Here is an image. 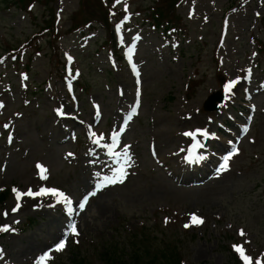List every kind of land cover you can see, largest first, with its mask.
<instances>
[{
  "label": "rangeland",
  "instance_id": "374dc122",
  "mask_svg": "<svg viewBox=\"0 0 264 264\" xmlns=\"http://www.w3.org/2000/svg\"><path fill=\"white\" fill-rule=\"evenodd\" d=\"M239 1L0 0V225L15 229L0 264H243L234 245L264 264V0ZM197 129L202 164L180 172ZM109 148L128 177L82 194L108 178L92 167ZM50 186L87 204L79 218L50 194L12 211L13 189Z\"/></svg>",
  "mask_w": 264,
  "mask_h": 264
},
{
  "label": "bare ground",
  "instance_id": "6f19581e",
  "mask_svg": "<svg viewBox=\"0 0 264 264\" xmlns=\"http://www.w3.org/2000/svg\"><path fill=\"white\" fill-rule=\"evenodd\" d=\"M248 1L249 0H240L238 2L239 5L235 9V12H237V13L238 12H244L245 7L249 3ZM209 18H210V15L209 14H204L202 16V22L203 23L208 22L210 20ZM158 50L161 51V52H164V50H163L162 47H159ZM60 108L62 109V111H65V108L64 107L60 106ZM97 111H98V108L96 107L95 111L91 113V117L90 118L95 119L94 117H95ZM162 118H164V117H162ZM172 121L175 123L174 120H172ZM172 125H173L172 122L168 120V125H167L168 128L173 127ZM203 140H204L203 137H197V138H195V140L192 141V143H194L195 145L187 152V154H185V158H183L182 159V162L179 164V166H182L183 167L180 170L178 169L180 172H183V173L191 172V171H193L195 169V167H197V165L199 163L202 164V159L199 156L201 154H203L202 148L204 146L203 147H200L199 145H197L196 141H201L203 143ZM137 143H139V140H137V139L132 140L130 142L129 147H131V148L129 149V152H131L132 150H134V149H136L138 147L136 145ZM151 148H152V153H151L152 154V159L154 158L158 162V160H161V158L157 157V155L155 157V153L157 151V148H153V146ZM115 149H117V148H115ZM110 150H111L110 148L109 149H106V151H105L106 156H104V157L110 158L109 157V155H110L109 154V151ZM117 150H119V149H117ZM120 152H122V151H120ZM111 157H113V156H111ZM96 161L98 162V166L92 167V168H95L94 171L96 173L103 172L105 174V176L108 177V178H113V179L117 178V176L120 173L121 169H123L124 178H123V182L122 183L125 182V179L128 177V175L130 173V171H128L126 169L127 167L124 165V163L121 166V169H117L116 168L117 165H118L117 160H114L113 158H110V161H112V162H109V163H107V161L102 160V159H98ZM122 162L128 163V161H125V160L122 161ZM158 163L159 164L161 163L160 164V167L161 168H158L159 171L162 174H164L165 171H163L164 168L162 167V163L164 164L165 161L163 162L161 160ZM186 177H187V175H186ZM186 177L185 178H180V179H186ZM101 181L100 182H89L88 186H86V187H84L82 189V191H81V192H83L82 194H88L89 193L91 195V193H95V195H91L92 197H95V196H99L102 192L104 193L106 191V189H107V187H108L109 184H107V186H105V183L106 182H101ZM122 183H113V184H115L117 186H121ZM98 185H99V188L97 187ZM70 200L72 202L71 208L73 210L71 214L75 218H79V215H80V212H81V209L79 208V205H80L81 201L80 200L79 201L78 200H72V199H70ZM86 200H88V199H86ZM27 202H28L29 206H32V207L35 206L36 203L38 204V202H34L32 200H29V199H27L25 203H27ZM103 205H100V211L103 210V209H105V207ZM60 206L61 207H64V208H61V209H65L66 208L65 205H63L62 202H61ZM86 206H87V204L84 203V208L83 209H85ZM37 210H41V208H38ZM106 212H107V210H106ZM3 213H5V211H3ZM3 213H2V215L0 217V223H3L5 221L4 220L5 219V216L3 215ZM108 218H110V216ZM58 233H59V231H58Z\"/></svg>",
  "mask_w": 264,
  "mask_h": 264
},
{
  "label": "snow or ice",
  "instance_id": "6c2138e0",
  "mask_svg": "<svg viewBox=\"0 0 264 264\" xmlns=\"http://www.w3.org/2000/svg\"><path fill=\"white\" fill-rule=\"evenodd\" d=\"M117 2H119V0H117ZM133 71H135V68L133 69ZM237 82L238 81H230L229 83L225 84V86H224L225 93L226 94H230L232 88L235 86V84ZM226 98H227V96H226ZM5 127H7V126H5ZM121 131H123V129H121ZM93 135H95V134H93ZM184 135L185 136H190L194 140H195V138L197 136H201L204 139L209 138V133L206 130H202V129H197L194 132H186V133H184ZM100 139H103V137L101 136ZM112 139H113V143H115L117 137L114 136ZM10 140H11V137H10ZM93 142L99 144V140H94ZM196 143L200 147H203V143L201 141H196ZM109 147H111V146H109ZM236 152H237V150L235 148H233L232 152H230L227 156L224 157L223 163L220 166V170H223V171L227 170L228 161L231 159L232 155L236 154ZM69 155H71V154H69ZM123 155L125 157H127V152L125 151V153ZM127 159L130 160V157H127ZM37 169H38V173L41 175V179H45L46 177L43 175V173L46 172L47 170L44 169L43 166L40 165V164H37ZM123 178H124V173H123V169H121V171L118 174L117 178H115V179H113V178H105V180H106L105 186H107V184L122 183L123 182ZM105 180H102L101 182H105ZM97 187L99 188V185ZM13 192L16 194V197H17V205H16L15 208L12 209L13 212H16L19 209V207H20L19 201H20V198L22 196L28 195V196L35 197L37 195H49V194L52 195L54 198H56V203H61L62 202L65 205L66 210L69 213H71L73 211L72 208H71V204H72L71 200L68 199L66 196H64L63 193L59 192L56 189H41L39 193H32L31 190H29L27 193H20V192H18V190L13 189ZM91 195H95V193H91ZM61 197L63 198V200L60 199ZM85 199H87V198H85ZM49 206L52 207L54 205H49ZM79 208L81 210L84 208V202L80 203ZM3 215L5 217H7L8 214L5 212V213H3ZM192 220L194 222H196V223L202 222L197 217H195L194 215L192 217ZM16 223H18V221ZM185 227H189V225L186 224ZM69 230L71 231V233L73 235H77L78 234L77 231H76L75 224H71L70 227H69ZM8 231H15V229L11 228V226L8 225V224L0 225V232H8ZM241 235H243V233H241ZM64 247H65V241L62 239V240H60V242L58 244L55 245V251H61V250L64 249ZM234 250H236L240 254V257H241V260L243 261V264H251V258L244 254V251H243L241 246L234 245ZM49 258H50L49 254L46 252L42 256L37 258L36 264H44V262L47 259H49ZM256 264H261V261L259 259L256 260Z\"/></svg>",
  "mask_w": 264,
  "mask_h": 264
},
{
  "label": "water",
  "instance_id": "95a60500",
  "mask_svg": "<svg viewBox=\"0 0 264 264\" xmlns=\"http://www.w3.org/2000/svg\"><path fill=\"white\" fill-rule=\"evenodd\" d=\"M222 96L220 93H215L211 96H209L206 100H205V104H204V108L207 110H216V108H219L223 102L221 101ZM216 101L218 103H216Z\"/></svg>",
  "mask_w": 264,
  "mask_h": 264
},
{
  "label": "trees",
  "instance_id": "16d2710c",
  "mask_svg": "<svg viewBox=\"0 0 264 264\" xmlns=\"http://www.w3.org/2000/svg\"><path fill=\"white\" fill-rule=\"evenodd\" d=\"M19 1H22V0H19ZM84 2V1H83ZM102 3V2H101ZM104 8H106V7H104ZM106 11H107V9H106ZM3 196V195H2ZM76 264H81L80 262H77ZM133 264H136V262H134L133 261Z\"/></svg>",
  "mask_w": 264,
  "mask_h": 264
}]
</instances>
